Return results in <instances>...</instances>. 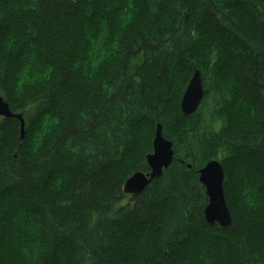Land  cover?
Here are the masks:
<instances>
[{
    "label": "trees",
    "instance_id": "trees-1",
    "mask_svg": "<svg viewBox=\"0 0 264 264\" xmlns=\"http://www.w3.org/2000/svg\"><path fill=\"white\" fill-rule=\"evenodd\" d=\"M9 36L0 95L25 135L0 116V264H264V0H0ZM29 64L40 78L18 91ZM157 123L173 162L131 197ZM211 159L226 227L204 218Z\"/></svg>",
    "mask_w": 264,
    "mask_h": 264
},
{
    "label": "water",
    "instance_id": "water-1",
    "mask_svg": "<svg viewBox=\"0 0 264 264\" xmlns=\"http://www.w3.org/2000/svg\"><path fill=\"white\" fill-rule=\"evenodd\" d=\"M204 95L203 81L199 69L194 68L192 75L182 93L180 99V111L183 115L189 116L194 113ZM0 116L4 119H15L19 122V138L25 135V119L22 112H15L11 109L7 100L0 95ZM174 159L172 141L165 138L161 131V125L156 124L152 139L151 152L146 155L148 172L135 171L123 184L124 194L135 196L140 194L147 185L155 178L161 176L163 169L169 167ZM191 164L187 167L191 168ZM198 181L204 187L207 203L203 213L207 223H216L219 227L231 225L232 218L226 204L223 181L224 171L221 162L217 159L207 161L197 170Z\"/></svg>",
    "mask_w": 264,
    "mask_h": 264
},
{
    "label": "clouds",
    "instance_id": "clouds-1",
    "mask_svg": "<svg viewBox=\"0 0 264 264\" xmlns=\"http://www.w3.org/2000/svg\"><path fill=\"white\" fill-rule=\"evenodd\" d=\"M15 38L13 36H9V38L6 41L0 42V47H3L5 50H11L15 47ZM31 71V65L25 66V68L17 74V79H16V88L17 90H22L23 87L26 84L33 83L35 79L40 78L39 74L33 77H29V72ZM52 72V69L49 68L47 72L44 73L43 78H47V76ZM251 203V201L249 202Z\"/></svg>",
    "mask_w": 264,
    "mask_h": 264
},
{
    "label": "rangeland",
    "instance_id": "rangeland-1",
    "mask_svg": "<svg viewBox=\"0 0 264 264\" xmlns=\"http://www.w3.org/2000/svg\"><path fill=\"white\" fill-rule=\"evenodd\" d=\"M88 35L90 37V32H88ZM101 38H99L98 40L95 41V47H93V51L94 53L96 54V52H98V55H97V59L99 60L102 56L106 55L105 54V39L102 37V36H99ZM94 64L96 62H93ZM23 70V69H22ZM21 70V71H22ZM20 71V72H21ZM37 74H34V76H36ZM31 231H34V229L32 227H30Z\"/></svg>",
    "mask_w": 264,
    "mask_h": 264
}]
</instances>
